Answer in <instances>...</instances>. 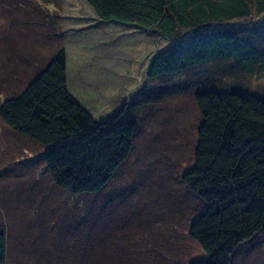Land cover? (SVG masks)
<instances>
[{
    "label": "rangeland",
    "instance_id": "374dc122",
    "mask_svg": "<svg viewBox=\"0 0 264 264\" xmlns=\"http://www.w3.org/2000/svg\"><path fill=\"white\" fill-rule=\"evenodd\" d=\"M41 4L0 0V107L65 49L73 95L98 120L140 99L134 112L139 134L108 185L80 195L61 189L46 169L43 147L0 116V231L7 236L6 264H188L202 257L189 226L205 204L182 179L193 167L201 122L196 89L219 77L223 87L242 83L264 100V77L236 81L206 64L171 76L174 81L149 80L147 68L170 44L166 38L100 20L85 0ZM261 21L257 28L249 25L253 30L243 21L232 25L264 50ZM166 84L175 89L147 99ZM233 264H264V233L242 244Z\"/></svg>",
    "mask_w": 264,
    "mask_h": 264
},
{
    "label": "trees",
    "instance_id": "16d2710c",
    "mask_svg": "<svg viewBox=\"0 0 264 264\" xmlns=\"http://www.w3.org/2000/svg\"><path fill=\"white\" fill-rule=\"evenodd\" d=\"M85 1L100 20L135 25L170 42L148 66L149 80L174 81L171 76L206 64L236 81L264 77V50L232 25L257 28L264 22V0ZM45 2L50 0H40ZM65 53L58 50L19 96L7 98L0 116L43 147L46 169L61 189L95 194L133 151L141 100L96 119L69 88ZM220 81L195 92L201 122L194 164L182 179L205 204L189 226L204 255L188 264H233L239 247L264 233V100L247 85L223 87ZM172 89L166 84L147 99ZM6 259L7 236L0 231V264Z\"/></svg>",
    "mask_w": 264,
    "mask_h": 264
},
{
    "label": "crops",
    "instance_id": "0c3cea01",
    "mask_svg": "<svg viewBox=\"0 0 264 264\" xmlns=\"http://www.w3.org/2000/svg\"><path fill=\"white\" fill-rule=\"evenodd\" d=\"M119 23V22H118Z\"/></svg>",
    "mask_w": 264,
    "mask_h": 264
},
{
    "label": "water",
    "instance_id": "95a60500",
    "mask_svg": "<svg viewBox=\"0 0 264 264\" xmlns=\"http://www.w3.org/2000/svg\"><path fill=\"white\" fill-rule=\"evenodd\" d=\"M116 114V113H115Z\"/></svg>",
    "mask_w": 264,
    "mask_h": 264
}]
</instances>
